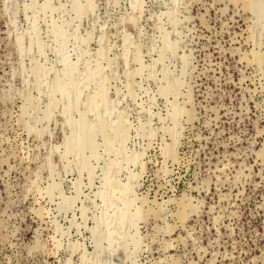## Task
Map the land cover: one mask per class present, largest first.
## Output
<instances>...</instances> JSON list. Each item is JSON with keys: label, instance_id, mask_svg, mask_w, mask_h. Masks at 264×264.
Segmentation results:
<instances>
[{"label": "rangeland", "instance_id": "obj_1", "mask_svg": "<svg viewBox=\"0 0 264 264\" xmlns=\"http://www.w3.org/2000/svg\"><path fill=\"white\" fill-rule=\"evenodd\" d=\"M124 260L264 264V0H0V264Z\"/></svg>", "mask_w": 264, "mask_h": 264}, {"label": "bare ground", "instance_id": "obj_2", "mask_svg": "<svg viewBox=\"0 0 264 264\" xmlns=\"http://www.w3.org/2000/svg\"><path fill=\"white\" fill-rule=\"evenodd\" d=\"M47 1H48V0H47ZM243 1H247V0H243ZM50 3H51V2H50ZM243 3H244V2H243ZM248 3H249V2H248ZM46 4H47V3H46ZM249 4H250V3H249ZM249 4H248V5H249ZM244 5H245V4H244ZM244 5H243V7H244ZM83 6H84V5H83ZM245 6H246V5H245ZM250 6H251V5H250ZM53 7H54V6H53ZM43 8H44V7H43ZM47 8H48V7L44 8V9H47ZM50 8H51V7H50ZM54 8H55V7H54ZM80 8H81V7H80ZM80 8H79V9H80ZM246 9H249V8H246ZM44 12H46V11H44ZM52 12H53V11H52ZM54 12H55V11H54ZM50 14H51V13H50ZM47 15H48V14H47ZM44 16H45V15H44ZM50 21H51V20H50ZM52 22H53V21H52ZM15 25H16V24H15ZM16 28H17V27H16ZM37 28H39V27H37ZM52 28H53V27H52ZM50 29H51V28H50ZM7 32H8V31H7ZM77 32H78V31H77ZM48 34H49V33H48ZM129 36H130V35H129ZM45 37H46V36H45ZM78 38H80V37H78ZM60 39H61V38H60ZM42 41H43V40H42ZM127 41H128V40H127ZM22 42H23V41H22ZM80 42H81V41H80ZM82 42H83V41H82ZM82 42H81V43H82ZM43 44H44V43H43ZM49 45H50V44H49ZM47 46H48V45H47ZM41 47H42V46H41ZM127 48H129V47H127ZM41 51H42V50H41ZM41 51H40V52H41ZM114 60H115V59H114ZM36 66H37V65H36ZM38 66H39V65H38ZM41 66H42V65H41ZM45 66H46V65H45ZM54 66H55V65H54ZM35 68L38 69V67H35ZM44 68H45V67H44ZM42 71H43V70H42ZM46 73H47V72H46ZM54 73H55V72H54ZM55 75H56V74H55ZM12 78H13V77H12ZM56 79H57V78H56ZM57 80H58V79H57ZM46 81L48 82L47 79H46ZM51 84H52V83H51ZM56 84H58V83L56 82ZM60 84H61V83H60ZM16 87H17V86H16ZM49 89H50V88H49ZM52 89H53V88H52ZM52 89H51V91H52ZM57 89H58V88H57ZM53 90H55V89H53ZM56 91H57V90H56ZM20 95H21V94H20ZM11 96H12V95H11ZM21 96H22V95H21ZM110 104H111V103H110ZM54 106H57V105H54ZM55 108H56V107H55ZM121 113H122V112H121ZM121 113H120V114H121ZM51 115H52V114H51ZM121 115H122V114H121ZM190 115H191V114H190ZM118 116H119V117H122V116H120L119 114H118ZM46 117H47V115H46ZM49 117H50V116H49ZM122 118H123L122 120L124 121L125 117H122ZM120 119H121V118H120ZM120 119H119V120H120ZM126 120H127V119H126ZM47 121H48V120H47ZM86 122H87V121H86ZM69 123H70V122H69ZM78 123H79V122L77 121V124H78ZM92 123H93V122H92ZM123 123H124V122H123ZM123 123H122V124H123ZM74 124H75V123H74ZM90 124H91V123H90ZM94 124H95V123H93L92 125H94ZM111 124H112V123H111ZM117 124L121 125L120 123H117ZM117 124H116V125H117ZM69 125H70V124H69ZM69 125H68V126H69ZM85 125H86V124H85ZM87 125H88V123H87ZM92 125H91V126H92ZM71 126H73V124H71ZM91 126H90L91 130H93L94 127L92 128ZM95 126H96V124H95ZM114 126H115V125H114ZM81 127H82V126H81ZM115 127H116V129H118V127H120V126H118V127L115 126ZM77 128H78V127H77ZM84 128H85V127H84ZM111 128H112V127H111ZM120 128H121V129H120ZM120 128H119L118 130H115V129H114V130H115V131H118L117 133H119V130L123 131V130H122L123 128H122V127H120ZM78 129H79V128H78ZM80 129H81V128H80ZM85 129H86V128H85ZM85 129H84V130H85ZM109 129H110V128H109ZM112 130H113V129H112ZM148 130H149V129H148ZM148 130H147V131H148ZM73 131H75V130L73 129ZM87 131H88V130H87ZM93 131H94V134H93V135H95V130H93ZM99 131H101V130H99ZM125 131H126V130H125ZM128 131H129V130H128ZM143 131L145 132V128H144ZM38 132H39V131H38ZM79 132H81V134H82L83 131L80 130ZM79 132H78V134H79ZM152 132H153V130H152ZM117 133H116V136H117ZM123 133H124V132H123ZM123 133H122V134H123ZM149 133H150V132H149ZM74 134H75V133H74ZM85 134H88V133L86 132ZM89 134H90V133H89ZM96 134L98 135V133H96ZM119 134H120V133H119ZM119 134H118V135H119ZM127 134H129V133L127 132ZM144 134H145V133H144ZM150 134H151V133H150ZM70 135L73 136L72 134H70ZM70 135H69V137H70ZM83 135H84V134H83ZM83 135H81V136H83ZM97 135H96V136H97ZM114 135H115V134H114ZM129 135H130V134H129ZM106 136H107V135H106ZM120 136L122 137L121 134H120ZM120 136H119V137H120ZM69 137H68V138H69ZM74 137H75V136H74ZM74 137H73V139H74ZM88 137H89L88 135H87V137H86V136H83L84 140H87ZM92 137H93V136H92ZM117 137H118V136H117ZM66 138H67V137H66ZM75 138H78V137H75ZM79 138H80V137H79ZM127 138H128V137H127ZM127 138H126V139H127ZM94 139H95V138H94ZM94 139H93V138L90 139V142H91V141L93 142ZM96 139H97V137H96ZM96 139H95V140H96ZM107 139H108V138H107ZM115 139H117V138H115ZM120 139H121V138H120ZM68 140H69V139H68ZM70 140H71V138H70ZM74 140H75V139H74ZM81 140H82V139H81ZM88 140H89V139H88ZM123 140H124V139H123ZM65 141H66V139L64 140V142H65ZM76 141H77V140H76ZM66 142H67V144H68V143H70L71 141H70V142H69V141H66ZM66 142H65V145H66ZM74 142H75V141H74ZM74 142H73V143H74ZM77 142H78V141H77ZM112 143H113V142H112ZM78 144H80V143L78 142ZM82 144H83V143H81V145H82ZM87 144L89 145V143H87ZM117 144H118V143H117ZM94 145H95V144H94ZM109 145H110V143H109ZM71 146H72V145H71ZM92 146H93V145H92ZM92 146H91V147H92ZM96 146H97V145H96ZM98 146H99V145H98ZM54 147H55V146H54ZM75 147H76V146H75ZM78 147H79V149H80V146H78ZM86 147H87V145H86ZM111 147H112V146H111ZM87 148H88V147H87ZM89 148H90V147H89ZM92 148H94V146H93ZM57 149H59V147H57ZM57 149H56V150H57ZM94 149H95V148H94ZM68 150H69V147H68ZM74 150H75V149H74ZM74 150H73V151H74ZM82 150H83V148H82ZM82 150H81V151H82ZM84 150H85V149H84ZM92 150H93V149H92ZM85 151H86V150H85ZM71 152H72V151H71ZM133 152H134V151H133ZM133 152H132V153H133ZM66 153H67V152H66ZM77 153H78V152H77ZM82 153H83V151H82ZM70 154H71V153H70ZM90 154H91V153H89V155H90ZM93 154H94V153H93ZM134 154H135V153H134ZM136 154H137V153H136ZM61 155H62V157H63L64 154H61ZM81 155H82V154H81ZM89 155H88V157H89ZM142 155H143V153H142ZM82 156H83V155H82ZM90 156H91V155H90ZM127 156H128V155H127ZM64 157H65V156H64ZM128 157H129V156H128ZM143 157H144V156H143ZM134 158H136V156H135ZM64 159H65V158H64ZM131 159H132V158H131ZM79 160H80V159H79ZM88 160H89V159H88ZM69 161H72V160H69ZM76 161H77V160H76ZM133 161H134V160H133ZM72 162H73V161H72ZM79 162H80V161H79ZM81 162H82V160H81ZM83 163H84V162H83ZM86 163H87V162H86ZM129 163H131V161H130ZM81 164H82V163H81ZM107 164H108V163H107ZM109 164H110V163H109ZM109 164H108V165H109ZM111 164L113 165L112 162H111ZM133 164H134V163H133ZM53 165H54V164H53ZM87 165H88V163H87ZM108 165H106V168H108V167H107ZM139 165H141V164H139ZM68 166H69V165H68ZM49 167H50V166H49ZM141 167H142V166H141ZM112 169H113V168H112ZM110 170H111V169H110ZM110 170H109V171H110ZM65 171H66V170H65ZM111 171H112V170H111ZM115 172H116V171L113 170V172H112L113 177H115V176H114ZM107 173H108V172H107ZM107 173H106V174H107ZM130 174H131V173H130ZM130 174H129V176H130V178H132L133 180H134V177H135V179L137 178L136 176H134V175H130ZM108 175H110V174H108ZM112 175H111V176H112ZM135 175H136V173H135ZM141 175H142V174H141ZM111 176L108 177V178H110V181H111V179L113 178V177H111ZM131 176H132V177H131ZM133 176H134V177H133ZM138 176H139V174H138ZM141 177H142V176H141ZM37 179H38V177H37ZM118 180H119V178H118ZM125 180H126V179H125ZM128 180H129V179H128ZM130 180H131V179H130ZM133 180H131V181H133ZM32 181H33V180H32ZM108 181H109V179H108ZM115 181H116V179H115ZM115 181H114V182H115ZM131 181H130V182H131ZM136 181H137V180H136ZM118 182H119V181H118ZM137 182H138V181H137ZM125 183H126V182H125ZM127 183H128V181H127ZM127 183H126L125 185L128 187L129 184L127 185ZM118 184H120V182H119ZM31 185H32V183H31ZM57 185H58V184H57ZM114 185H116V186H114V189H115V187H117V184H114ZM136 185H137V184H136ZM136 185H135V186H136ZM58 186H59V185H58ZM108 186H109V185H108ZM110 186H111V184H110ZM135 186H134V187H135ZM112 187H113V186H112ZM112 187H111V188H112ZM129 187L131 188V184H130ZM134 187H133V188H134ZM136 187H137V186H136ZM40 188H41V187H40ZM133 188H131V190H132ZM32 190H34V189H32ZM42 190H43V189H42ZM44 190H45V189H44ZM47 190H48V189H47ZM47 190H46V192H47ZM108 190H109V189H108ZM110 191H111V190H110ZM132 191H133V190H132ZM40 192H41V191H40ZM135 192H136V191H135ZM39 194H40V193H39ZM133 194H135V193H133ZM108 196H109V194H108ZM135 196L137 197V195H135ZM109 197H110V196H109ZM136 197H134V198H135V199H138V198H136ZM111 198H113V197H111ZM132 199H133V197H132ZM133 200H134V199H133ZM134 201H136V200H134ZM126 202H127V201H126ZM40 209H41V208H40ZM42 209H43V208H42ZM124 209H125V208H124ZM124 209H123V210H124ZM183 209H185V206L183 207ZM38 210H39V209H38ZM40 211H41V210H40ZM181 211H182V210H181ZM184 211H185V210H184ZM42 212H43V211H42ZM124 212H125V211H124ZM134 213H136V212L134 211ZM137 213H138V212H137ZM139 213H141V212H139ZM127 214H128V213H127ZM142 214H143V213H142ZM124 215H125V214H124ZM124 215H123V216H124ZM128 215H129V214H128ZM134 215H135V214H134ZM134 215L131 216V219H132V220L134 219V218H132ZM183 215H184V214H183ZM180 216H181V215H180ZM121 217H122V216H121ZM182 217H183V216H182ZM122 218H123V217H122ZM118 219H119V218H118ZM127 219H128V218H127ZM135 219H137L136 216H135ZM135 219H134V220H135ZM124 220H125V219H124ZM132 220H131V221H132ZM127 221H128V220H127ZM181 221H182V220H181ZM121 222H122V221H121ZM128 222H130V220H129ZM136 222H137V221H136ZM136 222L134 221V222H131V223H132V224H133V223L135 224ZM137 223H138V222H137ZM132 224H131V225H132ZM120 226H121V225H120ZM129 226H130V225H129ZM132 226H133V225H132ZM123 227H124V225H123ZM128 230H130V229H128ZM128 232H129V231H128ZM126 238H128V236H127ZM124 241H125V240H124ZM136 244H137V243H136ZM121 246H122V245H121ZM109 247H110V246H109ZM109 247H108V248H109ZM135 248H137V247L135 246ZM98 249H99V248H98ZM96 250H97V249H96ZM109 250H110V248H109ZM125 250H126V249H125ZM128 251H129V250H128ZM134 251H135V250H134ZM124 252H125V251H124ZM87 253H88V252H87ZM119 253H120V252H119ZM85 254H86V252H85ZM85 254L83 255V257L86 256ZM89 254H90V253H89ZM92 254H93V253H92ZM96 254L98 255V253H96ZM114 254H115V253H114ZM114 254H113V255H114ZM124 254H125V253H124ZM124 254H121V256L124 255ZM129 254H130V252H129ZM115 255H116V254H115ZM102 256H103V255H102ZM104 257H105V256H104ZM90 258H91V257H90ZM128 258H129V257H128ZM128 258H127V260H128ZM85 259H86V257H85ZM122 259H123V258H122ZM122 259H121V262H122ZM125 259H126V257H125ZM115 260H116V258H115ZM83 261H84V260H83ZM83 261H82V262H83ZM88 261L90 262V259H89V258H88ZM100 261H101V260H100ZM91 262L94 263V261H91ZM98 262H99V261H98ZM103 262H104V261H103ZM123 262H124V264H125L126 261L124 260ZM131 262H132V261H131ZM95 264H96V263H95ZM99 264H100V263H99Z\"/></svg>", "mask_w": 264, "mask_h": 264}]
</instances>
